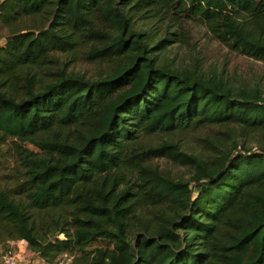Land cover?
<instances>
[{"label": "trees", "instance_id": "obj_1", "mask_svg": "<svg viewBox=\"0 0 264 264\" xmlns=\"http://www.w3.org/2000/svg\"><path fill=\"white\" fill-rule=\"evenodd\" d=\"M190 23L264 65V0H0V151L17 162L0 246L47 264H264V89L164 61ZM56 54L109 69L87 79Z\"/></svg>", "mask_w": 264, "mask_h": 264}, {"label": "rangeland", "instance_id": "obj_2", "mask_svg": "<svg viewBox=\"0 0 264 264\" xmlns=\"http://www.w3.org/2000/svg\"><path fill=\"white\" fill-rule=\"evenodd\" d=\"M186 30L190 34V46L186 47L180 44L169 46L162 55L164 61L167 60L175 65H184L190 62L189 59L191 57L203 59L204 70L218 74L222 73L225 78L236 86H258L260 89H264V65L262 63L229 51L213 40L205 28L199 24L190 23L187 25ZM5 42L6 38L2 39L0 46H3ZM54 61V68L65 69L67 73H74L87 79L99 78L109 69L106 64L101 65L81 59H73L66 54H56ZM176 140L182 145H188V148L196 150L195 141L190 136H177ZM9 150L10 147L7 146L0 151V187L12 191L15 185L14 175L16 174L17 162L15 157L12 158L9 155ZM154 163L162 171L174 177L188 179L190 175L187 169L171 165L168 161L159 160ZM63 238L62 234L58 236L60 240ZM15 249H22L27 253L30 251L27 248V244L23 241L6 242L0 246L1 255L12 252ZM36 261L41 262L38 258ZM70 261L71 258L63 257L56 264H69Z\"/></svg>", "mask_w": 264, "mask_h": 264}, {"label": "built area", "instance_id": "obj_3", "mask_svg": "<svg viewBox=\"0 0 264 264\" xmlns=\"http://www.w3.org/2000/svg\"><path fill=\"white\" fill-rule=\"evenodd\" d=\"M15 242H18V241H15ZM37 258L41 262L36 261ZM44 263L45 262L42 259H40L37 254L31 251L27 253L22 249H15L14 251L8 252L4 255H1V252H0V264H44Z\"/></svg>", "mask_w": 264, "mask_h": 264}]
</instances>
